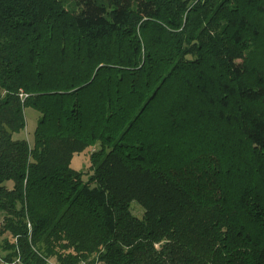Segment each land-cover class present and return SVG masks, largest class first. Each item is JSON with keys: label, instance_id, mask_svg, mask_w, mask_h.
I'll list each match as a JSON object with an SVG mask.
<instances>
[{"label": "trees", "instance_id": "1", "mask_svg": "<svg viewBox=\"0 0 264 264\" xmlns=\"http://www.w3.org/2000/svg\"><path fill=\"white\" fill-rule=\"evenodd\" d=\"M0 215L7 264H264V0H0Z\"/></svg>", "mask_w": 264, "mask_h": 264}, {"label": "rangeland", "instance_id": "2", "mask_svg": "<svg viewBox=\"0 0 264 264\" xmlns=\"http://www.w3.org/2000/svg\"><path fill=\"white\" fill-rule=\"evenodd\" d=\"M40 117V113L33 109V108H27L26 109V128L20 132L14 135L16 139H27L30 143H33L34 141V132L37 127L38 119ZM91 150L87 149L86 151L82 153L75 154V156L72 159L71 167L79 172H82L84 175V179L88 180L89 176L92 175L93 171L91 169L92 162H91ZM7 185L12 186V182H8ZM132 211L133 213L142 218L144 215V209L142 206H140L137 202H134L132 204ZM2 222V215H0V224ZM4 237L0 236V253L4 255V251L1 249V245L3 243ZM0 264H7L3 262L0 258ZM16 264H21L20 262H17Z\"/></svg>", "mask_w": 264, "mask_h": 264}, {"label": "built area", "instance_id": "3", "mask_svg": "<svg viewBox=\"0 0 264 264\" xmlns=\"http://www.w3.org/2000/svg\"><path fill=\"white\" fill-rule=\"evenodd\" d=\"M80 264H92L89 261H82Z\"/></svg>", "mask_w": 264, "mask_h": 264}, {"label": "crops", "instance_id": "4", "mask_svg": "<svg viewBox=\"0 0 264 264\" xmlns=\"http://www.w3.org/2000/svg\"><path fill=\"white\" fill-rule=\"evenodd\" d=\"M17 262L13 263V264H16Z\"/></svg>", "mask_w": 264, "mask_h": 264}]
</instances>
